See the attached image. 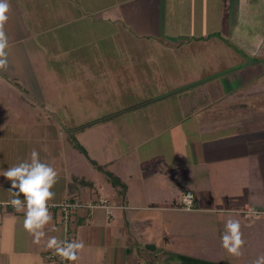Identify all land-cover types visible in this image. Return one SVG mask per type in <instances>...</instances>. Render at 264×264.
<instances>
[{"label": "crops", "instance_id": "0c3cea01", "mask_svg": "<svg viewBox=\"0 0 264 264\" xmlns=\"http://www.w3.org/2000/svg\"><path fill=\"white\" fill-rule=\"evenodd\" d=\"M253 1L8 0L4 25L8 66L0 70V103L6 109H13L10 101L25 104L28 98L49 103L52 124L57 126L59 119L66 120L58 126L59 134H84V147L98 164L88 163L91 168L105 166L116 175L122 160L121 145L116 141L119 135L102 125L118 117L155 120L149 132L151 142L185 125L195 133L193 155L203 163L211 159L212 146L219 141L232 142L235 134L237 142L256 136L251 146L237 143L233 151L238 155L227 160L255 174L257 170L251 183H242L248 196L217 212L225 213L224 218H218L222 223L228 219L240 222L244 250L251 241L259 250L263 242L258 237L260 232L264 238V82L256 85L260 92L254 96L257 99L244 89L256 77L251 78L250 53L245 52L243 43L244 33L249 31L250 8L255 9ZM233 56L237 58L235 63ZM197 87H210L208 100L187 112L180 102ZM129 88H138L139 98L126 99L123 104L116 101L115 95L122 97L123 89ZM240 94L247 96L235 98ZM105 96L110 97L108 107ZM249 103L254 104L255 111H244ZM176 117L182 121L165 122ZM69 119L88 121L74 127L67 125ZM64 146L65 142L53 146L56 161L63 157ZM124 160L129 167L136 165L130 158ZM151 162L140 165L147 167ZM62 165L65 170L55 167V197L49 204L79 198L86 203L106 200L109 205L80 208L73 215L74 240L83 245L74 264H135L128 256L127 246L132 241L128 222L137 212L153 211L155 206L133 203L131 195H123L106 182L81 178L72 171L67 158ZM235 175L232 171L233 184L238 183ZM74 178L93 186L75 184ZM7 190L0 184V200H10ZM51 215L46 235L37 244L24 230V211L2 208L0 264H56L45 256L50 251L47 240H65V228L57 212ZM249 234L254 236L250 238ZM230 258L232 264L244 261L231 254Z\"/></svg>", "mask_w": 264, "mask_h": 264}, {"label": "rangeland", "instance_id": "374dc122", "mask_svg": "<svg viewBox=\"0 0 264 264\" xmlns=\"http://www.w3.org/2000/svg\"><path fill=\"white\" fill-rule=\"evenodd\" d=\"M253 3L255 9L250 8L249 31H245L243 42L245 52L250 53L248 56L251 61V78L256 74L255 82L251 81L249 86L244 88L250 92L251 97L260 94L256 90L264 82V0H254ZM246 18L245 16L244 19ZM227 49L229 51V48ZM233 57L235 63L237 58ZM257 73H260V76ZM209 90L210 87L192 89L191 93L185 94V99L180 102L181 106H186L187 112L204 106V102L208 100ZM25 93L30 95L29 91ZM139 94L138 88H129L123 89L122 97L117 95L115 97L116 101L119 100V103L123 104L126 99L139 98ZM240 95L235 98L240 100L242 96H247ZM28 100L29 102L25 104L10 101L16 112L4 108V104L0 103L2 111H0V172L23 160H30L33 150L39 153L41 161L50 164L54 169L58 167L57 171L66 169L64 165L60 167V163L65 162L67 158L72 171L81 178L106 182L123 195H131L130 201L133 203H150L155 208L160 207L154 208L153 211H139L132 217V221L128 222L127 227L132 240L127 246L128 256L135 264H139L138 261L143 264H232L230 254L222 247L221 237L225 223L218 220L221 216L224 218L225 213L217 211L227 209L232 201L241 202L248 196L242 188V183L247 184L248 181L251 183L253 176L257 175V170L255 169V174L246 166L238 167L227 160L231 161L238 155L233 151L237 143L243 142L244 145L251 146L256 136H249L248 141L237 142L235 134L237 132L230 130L229 132L235 134H231L234 140L214 144L211 159L203 163L193 155L195 133L185 125L182 126L180 123L181 126L174 127L151 142L149 140L152 139V134L149 132L155 120L138 119L131 115L118 117L102 125L107 131H115L119 135L116 136V141L121 145L119 151L122 160L118 164L120 169H116L118 171L116 175L105 166H98L95 170L91 168V163L98 164L95 159L94 161L90 159V153L84 147V134L78 135L75 132L70 133L71 131L59 134L61 129L58 126L66 120L59 119L57 126L52 124L53 119L48 112L49 103L40 104L35 99ZM105 100L108 107L110 97L105 96ZM176 105L173 104L174 107ZM248 106L245 112L255 111L254 104L249 103ZM67 121V125L75 127L85 125L88 120ZM166 121L174 124L182 119L176 117ZM219 131L223 132L225 129ZM217 135L221 136L219 133ZM62 142L66 144L63 157L56 161L53 146ZM126 158L132 159L136 165L133 167L125 165ZM147 160H152L150 163L152 165L142 167L140 163ZM232 171L236 174L233 178H236L238 183L233 184L230 181L233 180ZM162 172L165 174L161 175ZM0 184L7 189L11 187V181L2 175ZM188 190L194 194V207L190 211L182 209L183 196ZM227 199L230 204L227 203ZM262 235V232L258 235L259 239L263 240L259 250L252 241L246 250L241 248L240 261L244 260L241 264H254L259 257L264 256ZM253 236L254 234H249L250 238ZM247 237L245 234V238Z\"/></svg>", "mask_w": 264, "mask_h": 264}, {"label": "clouds", "instance_id": "9594fccd", "mask_svg": "<svg viewBox=\"0 0 264 264\" xmlns=\"http://www.w3.org/2000/svg\"><path fill=\"white\" fill-rule=\"evenodd\" d=\"M8 10V0H0V70H6L8 66L5 51L8 47V37L4 30ZM0 175L11 181V187L8 189L11 198L6 203L17 212L24 211V230L33 237L34 243L39 244L46 235V226L53 219L49 211V201L55 197L52 189L57 183V171L50 164L41 161L39 153L33 150L30 160H23L0 172ZM240 229L238 220L228 219L221 237L222 247L233 256H240L241 248L245 244ZM82 247V243L77 241H61L55 237L47 240V249L70 264H74L78 259V251ZM254 264H264V256L259 257Z\"/></svg>", "mask_w": 264, "mask_h": 264}, {"label": "built area", "instance_id": "2783aa9c", "mask_svg": "<svg viewBox=\"0 0 264 264\" xmlns=\"http://www.w3.org/2000/svg\"><path fill=\"white\" fill-rule=\"evenodd\" d=\"M7 201H2L0 200V210L4 207H12L10 204L6 203ZM49 211L52 212H57L60 217L61 221L64 225L65 228V240L68 241H75L74 240V234L72 231V222L74 218L75 212L80 209V208H90L93 209L98 206H105L106 208L109 207L107 205L106 200H102L101 203H95V202H83L79 198H67L64 201L60 203H50L49 204ZM194 207V194L192 191L188 190L183 196V207L182 209L185 210H192ZM45 256L49 259L54 261L56 264H70L68 261H62L61 258L53 253L52 250L47 251L45 253Z\"/></svg>", "mask_w": 264, "mask_h": 264}, {"label": "trees", "instance_id": "16d2710c", "mask_svg": "<svg viewBox=\"0 0 264 264\" xmlns=\"http://www.w3.org/2000/svg\"><path fill=\"white\" fill-rule=\"evenodd\" d=\"M73 183H81V184H84V185H91V186H93V183H91V182H85V181H83V180H79L78 178H74V181H73Z\"/></svg>", "mask_w": 264, "mask_h": 264}]
</instances>
